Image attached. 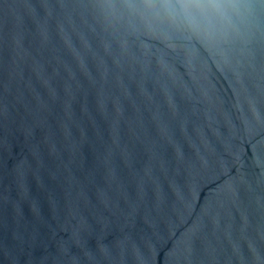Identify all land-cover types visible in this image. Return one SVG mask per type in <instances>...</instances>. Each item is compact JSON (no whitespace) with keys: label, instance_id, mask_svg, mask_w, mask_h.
I'll return each instance as SVG.
<instances>
[{"label":"water","instance_id":"water-1","mask_svg":"<svg viewBox=\"0 0 264 264\" xmlns=\"http://www.w3.org/2000/svg\"><path fill=\"white\" fill-rule=\"evenodd\" d=\"M0 264H264V0H0Z\"/></svg>","mask_w":264,"mask_h":264}]
</instances>
